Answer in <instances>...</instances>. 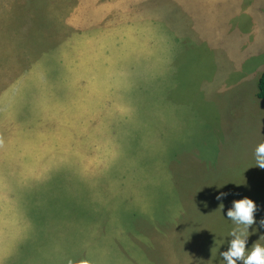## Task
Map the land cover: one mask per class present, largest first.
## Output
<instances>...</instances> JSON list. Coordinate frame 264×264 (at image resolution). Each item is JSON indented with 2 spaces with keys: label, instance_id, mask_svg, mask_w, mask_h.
<instances>
[{
  "label": "rangeland",
  "instance_id": "374dc122",
  "mask_svg": "<svg viewBox=\"0 0 264 264\" xmlns=\"http://www.w3.org/2000/svg\"><path fill=\"white\" fill-rule=\"evenodd\" d=\"M262 66L264 0H0V264H222L245 197L264 244Z\"/></svg>",
  "mask_w": 264,
  "mask_h": 264
},
{
  "label": "clouds",
  "instance_id": "9594fccd",
  "mask_svg": "<svg viewBox=\"0 0 264 264\" xmlns=\"http://www.w3.org/2000/svg\"><path fill=\"white\" fill-rule=\"evenodd\" d=\"M255 166L264 169V142L259 143L254 149ZM228 193L221 192L217 200H222ZM224 205H220L223 212ZM257 204L250 198L234 200L226 212L227 219L231 220L235 227L228 233L227 250L220 252L222 264H264V244L259 242L248 246L250 229L257 224L255 213ZM259 227L264 229V219L259 221ZM264 239V235L260 237Z\"/></svg>",
  "mask_w": 264,
  "mask_h": 264
},
{
  "label": "trees",
  "instance_id": "16d2710c",
  "mask_svg": "<svg viewBox=\"0 0 264 264\" xmlns=\"http://www.w3.org/2000/svg\"><path fill=\"white\" fill-rule=\"evenodd\" d=\"M264 68V66H262ZM258 97L264 99V69L262 71V74L259 79V90H258ZM105 214V210H100V213L98 214V217H103ZM92 216L91 213L88 214V217ZM100 219V218H99Z\"/></svg>",
  "mask_w": 264,
  "mask_h": 264
}]
</instances>
